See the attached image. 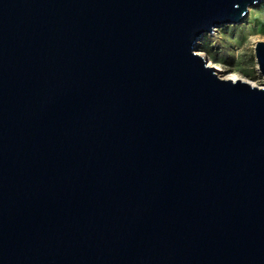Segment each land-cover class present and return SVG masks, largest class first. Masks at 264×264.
I'll list each match as a JSON object with an SVG mask.
<instances>
[{
    "label": "water",
    "instance_id": "95a60500",
    "mask_svg": "<svg viewBox=\"0 0 264 264\" xmlns=\"http://www.w3.org/2000/svg\"><path fill=\"white\" fill-rule=\"evenodd\" d=\"M263 1L0 0V264H264Z\"/></svg>",
    "mask_w": 264,
    "mask_h": 264
},
{
    "label": "rangeland",
    "instance_id": "374dc122",
    "mask_svg": "<svg viewBox=\"0 0 264 264\" xmlns=\"http://www.w3.org/2000/svg\"><path fill=\"white\" fill-rule=\"evenodd\" d=\"M256 42L264 43V1L249 8L238 25L220 26L203 35L196 53L216 65L220 78H235L263 88L253 52Z\"/></svg>",
    "mask_w": 264,
    "mask_h": 264
},
{
    "label": "bare ground",
    "instance_id": "6f19581e",
    "mask_svg": "<svg viewBox=\"0 0 264 264\" xmlns=\"http://www.w3.org/2000/svg\"><path fill=\"white\" fill-rule=\"evenodd\" d=\"M200 56L203 57L202 54H200ZM209 67H212V68H214L216 71H219L218 68L216 67V65L213 64V63H209ZM228 79H229V80H232V81L237 80V79H235V78H228ZM228 79H225V80H228Z\"/></svg>",
    "mask_w": 264,
    "mask_h": 264
}]
</instances>
